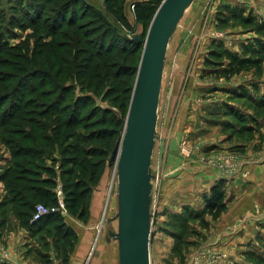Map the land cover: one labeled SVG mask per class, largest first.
<instances>
[{
    "label": "rangeland",
    "instance_id": "obj_1",
    "mask_svg": "<svg viewBox=\"0 0 264 264\" xmlns=\"http://www.w3.org/2000/svg\"><path fill=\"white\" fill-rule=\"evenodd\" d=\"M116 1L115 7L131 22V32L107 15L106 0H81V5L85 9L87 5L92 6L105 14L120 35L145 39L149 27L136 24L134 15L135 5L144 0ZM9 8L10 0H0V10L8 13ZM93 12L89 11V15ZM14 18L18 22L22 19ZM258 26L264 27V0H194L170 41L152 164L156 179L151 264H261L257 259H264V230L259 229L264 223V185L259 188L260 193H255L259 195L257 200L254 191H250L246 205H229L226 201L227 209L218 218L209 214L199 216L206 207L205 197L214 186L224 182L226 193V180L214 184L211 181L216 170L228 179L239 175L257 176L264 183L261 167L264 165V108L256 111L245 97L236 100L229 94L230 91L248 92L257 100L258 96L264 97V36ZM31 35L32 30L13 28L3 38L10 46H16ZM30 44L32 48V38ZM225 51L247 60L248 68L230 80L218 79L221 71H237L230 69L232 61ZM253 86H259V95L252 91ZM96 102L102 108L112 109L118 118H122L126 109V101L111 104L96 97ZM238 104L244 106L243 110ZM231 109H237L244 116L243 123L251 130L240 126L231 129L232 119L225 112ZM124 132L120 129L112 138L103 173L89 197L90 210L95 204L93 219L96 217L97 222L88 245L83 247L82 264H119L118 242L114 240L118 232L117 162L112 163L111 159L123 143ZM55 156L59 166L64 164V154L58 150ZM6 158H10V150L0 140V167L5 165ZM63 166L70 168L71 164L67 162ZM203 175L207 180H203ZM230 206L237 208V218L223 230L217 225ZM89 223L75 218L73 226ZM253 227L256 229L252 230ZM241 234L242 238L249 236L245 243L239 241L232 246L231 238ZM60 239H52L46 252L50 251L56 264H70L78 250V237L74 243L68 240L67 245Z\"/></svg>",
    "mask_w": 264,
    "mask_h": 264
},
{
    "label": "trees",
    "instance_id": "obj_2",
    "mask_svg": "<svg viewBox=\"0 0 264 264\" xmlns=\"http://www.w3.org/2000/svg\"><path fill=\"white\" fill-rule=\"evenodd\" d=\"M163 1L144 0L135 5L136 24L150 27ZM116 2L106 0L107 15L131 32V22L115 7ZM81 6V0H10L8 13L0 10V140L11 156L2 176L9 199L1 205V217L12 210L33 234L45 233L40 239L45 251L52 239H60L58 235L65 245L68 240L74 243L78 235L60 214L31 223L35 206L56 205L55 190L61 184L70 216L89 223V197L103 173L112 138L125 130L143 52L136 36L120 35L105 14ZM89 11L94 12L89 15ZM15 16L22 17L21 21ZM13 28L32 30V35L26 42L10 46L3 35ZM258 29L264 36V27ZM224 54L232 61L230 69L237 71H221L218 79L230 80L248 68L246 59L227 51ZM253 87L259 95V86ZM246 93L229 94L236 100L245 97L256 111H262L264 97L257 100ZM96 97L111 104L126 101L122 118L112 109L100 107ZM225 112L232 119L231 129L251 130L237 109ZM58 150L70 168L63 163L59 166ZM224 185L220 182L210 190L199 216L218 218L225 212ZM257 260L264 264L263 258Z\"/></svg>",
    "mask_w": 264,
    "mask_h": 264
},
{
    "label": "water",
    "instance_id": "obj_3",
    "mask_svg": "<svg viewBox=\"0 0 264 264\" xmlns=\"http://www.w3.org/2000/svg\"><path fill=\"white\" fill-rule=\"evenodd\" d=\"M194 0H164L150 24L126 118L117 162L119 264H151L152 171L159 109L170 41Z\"/></svg>",
    "mask_w": 264,
    "mask_h": 264
},
{
    "label": "crops",
    "instance_id": "obj_4",
    "mask_svg": "<svg viewBox=\"0 0 264 264\" xmlns=\"http://www.w3.org/2000/svg\"><path fill=\"white\" fill-rule=\"evenodd\" d=\"M11 159L6 158L5 165H8V161ZM51 163V162H50ZM0 167V264H51L55 261L51 259L50 251L46 252L44 245L41 243L40 239L43 238L45 233L33 234L29 227L25 222H22L16 214L11 210L12 203L9 206L11 210L6 216L1 217V205L3 201L9 199L8 192L6 190V186L4 180L2 179L4 170L6 166ZM50 165V164H48ZM264 168V165L261 166ZM262 168V169H263ZM257 176L253 177H246L243 175H239L228 179L225 175H222L221 172L217 170L211 175V181L214 182L218 180H226L227 182V199L226 201L229 202V205L237 203L235 206L242 204H247L248 200L250 199V191H254L255 193L259 192V188L264 185L262 179H257ZM203 180H207L206 175H203ZM211 186L209 187V189ZM57 190V189H56ZM55 190V192H56ZM205 193V192H204ZM207 193V191H206ZM260 193V192H259ZM262 193V192H261ZM4 194V196H2ZM255 195L254 199H256ZM8 201V200H7ZM97 207V206H96ZM234 207V206H233ZM94 208L95 204H92L91 208V222L88 225L77 224V227L73 226L74 218H71L70 215L66 217V222L70 224L73 229L77 232L78 235V247H77V254L74 253L73 258L70 260V264H82V254H83V247L88 245L89 238L92 236V231L96 225L97 218L94 217ZM231 208V206H230ZM228 208L224 216L219 220L218 227L226 230L229 226L237 218L238 211L237 208ZM245 209V206L243 207ZM248 209V208H247ZM69 218V220H68ZM93 222V224H92ZM72 223V224H71ZM75 225V224H74ZM256 229V228H252ZM259 229L264 230V223L260 225ZM250 230V228H249ZM246 234V232H245ZM249 236H245L242 238V234L240 236L234 235L230 241L231 245L234 246L235 244L241 243L239 241H243L245 243V239ZM49 241V240H48ZM229 243V244H230ZM69 264V263H68Z\"/></svg>",
    "mask_w": 264,
    "mask_h": 264
},
{
    "label": "built area",
    "instance_id": "obj_5",
    "mask_svg": "<svg viewBox=\"0 0 264 264\" xmlns=\"http://www.w3.org/2000/svg\"><path fill=\"white\" fill-rule=\"evenodd\" d=\"M56 194H57V201H58L56 205L48 206V205L39 203L35 206L34 212L31 217V223L38 222L52 214H60L62 216L68 215L65 198H64V192H63L61 185L57 187Z\"/></svg>",
    "mask_w": 264,
    "mask_h": 264
}]
</instances>
